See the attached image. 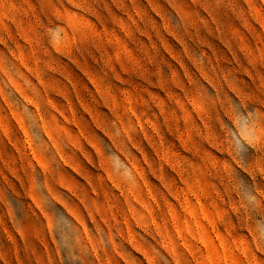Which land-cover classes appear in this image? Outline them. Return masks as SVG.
<instances>
[{
    "label": "rangeland",
    "instance_id": "1",
    "mask_svg": "<svg viewBox=\"0 0 264 264\" xmlns=\"http://www.w3.org/2000/svg\"><path fill=\"white\" fill-rule=\"evenodd\" d=\"M0 264H264V0H0Z\"/></svg>",
    "mask_w": 264,
    "mask_h": 264
}]
</instances>
